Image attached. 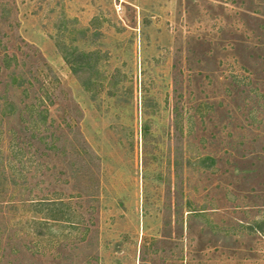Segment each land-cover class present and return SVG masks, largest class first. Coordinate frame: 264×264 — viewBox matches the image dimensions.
I'll return each instance as SVG.
<instances>
[{
  "label": "rangeland",
  "instance_id": "rangeland-1",
  "mask_svg": "<svg viewBox=\"0 0 264 264\" xmlns=\"http://www.w3.org/2000/svg\"><path fill=\"white\" fill-rule=\"evenodd\" d=\"M0 264H264V0H0Z\"/></svg>",
  "mask_w": 264,
  "mask_h": 264
}]
</instances>
